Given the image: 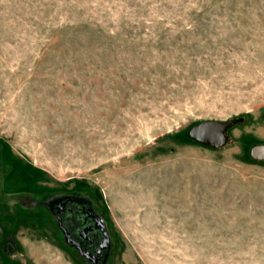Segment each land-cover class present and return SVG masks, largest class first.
Segmentation results:
<instances>
[{"label":"rangeland","instance_id":"374dc122","mask_svg":"<svg viewBox=\"0 0 264 264\" xmlns=\"http://www.w3.org/2000/svg\"><path fill=\"white\" fill-rule=\"evenodd\" d=\"M263 144L264 0H0V264H89L59 195L104 264H264Z\"/></svg>","mask_w":264,"mask_h":264},{"label":"flooded vegetation","instance_id":"af4514ba","mask_svg":"<svg viewBox=\"0 0 264 264\" xmlns=\"http://www.w3.org/2000/svg\"><path fill=\"white\" fill-rule=\"evenodd\" d=\"M21 205L26 208L24 204ZM38 206L50 214L64 241L89 264L106 263L108 243L104 220L93 210L89 199L59 195L39 203ZM59 213H64V216ZM74 222V226H71ZM96 241L98 245L95 244Z\"/></svg>","mask_w":264,"mask_h":264},{"label":"water","instance_id":"95a60500","mask_svg":"<svg viewBox=\"0 0 264 264\" xmlns=\"http://www.w3.org/2000/svg\"><path fill=\"white\" fill-rule=\"evenodd\" d=\"M227 123L221 122H201L190 131V137L212 148L224 145L226 139ZM250 155L252 160L264 162V144L251 148Z\"/></svg>","mask_w":264,"mask_h":264}]
</instances>
